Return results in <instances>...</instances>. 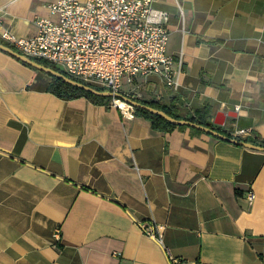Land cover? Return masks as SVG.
<instances>
[{
	"label": "crops",
	"instance_id": "1",
	"mask_svg": "<svg viewBox=\"0 0 264 264\" xmlns=\"http://www.w3.org/2000/svg\"><path fill=\"white\" fill-rule=\"evenodd\" d=\"M57 1L0 0V39L35 35ZM154 8L169 14L178 89L153 74L124 93L209 106L215 128L264 139V0ZM51 82L0 49V264H264L263 151L158 131L110 104L59 97ZM146 228H162V242Z\"/></svg>",
	"mask_w": 264,
	"mask_h": 264
},
{
	"label": "built area",
	"instance_id": "2",
	"mask_svg": "<svg viewBox=\"0 0 264 264\" xmlns=\"http://www.w3.org/2000/svg\"><path fill=\"white\" fill-rule=\"evenodd\" d=\"M155 2L59 0L48 5L56 20L38 19L35 35L18 38L4 30L1 39L22 56L60 66L73 80L133 100L135 89L124 93V84L133 86L142 76L159 75L177 90L182 59L177 61L167 53L169 14L154 8ZM110 105L129 118L135 116L136 108L124 99L112 98ZM250 136V130H239L232 137L245 140ZM255 199L251 188L247 193L250 206ZM145 232L162 242V228Z\"/></svg>",
	"mask_w": 264,
	"mask_h": 264
},
{
	"label": "trees",
	"instance_id": "3",
	"mask_svg": "<svg viewBox=\"0 0 264 264\" xmlns=\"http://www.w3.org/2000/svg\"><path fill=\"white\" fill-rule=\"evenodd\" d=\"M0 44L10 47L13 50H16L13 46L9 45L8 43L4 42L2 39H0ZM40 64H43L47 67H51L59 72H61L62 74L66 75L65 71L55 65H51L50 63L43 61V60H35ZM68 77V75H66ZM52 77V82L50 84V92H52L53 94H56L59 97H63V98H67V99H75V98H79V97H86L89 100H91L92 102L96 103V104H110V102L112 101V98H105V97H100V96H96L93 95L87 91H84L82 89L76 88L68 83H66L64 80L56 78V77ZM82 83V82H81ZM99 91H105L103 89L100 88H95ZM140 103L143 104H147L149 106H152L156 109L162 110L165 113H167L168 115H170L173 118L179 119V120H189L192 121L194 123L206 126V127H210V128H214L216 130H218L219 132L232 137V135L228 132H225L223 130H221L220 128H215L213 126V124L209 121V106H206L204 109L202 110H198V111H194V112H190L186 109L182 108V104H171L169 106L164 105V104H160L157 102H146V101H141V100H137ZM135 114L137 116H142L147 118L148 120L151 121L152 123V127L155 130L158 131H173L174 129H180V130H185L187 129V127L185 126H175L173 124H171L170 122L166 121L165 119H163L160 116L151 114L150 112L141 109V108H136ZM191 132L192 134H202L203 132L197 129H193L191 128ZM246 141L260 146V147H264V139L260 138L257 135H253L252 137H248L245 139Z\"/></svg>",
	"mask_w": 264,
	"mask_h": 264
},
{
	"label": "water",
	"instance_id": "4",
	"mask_svg": "<svg viewBox=\"0 0 264 264\" xmlns=\"http://www.w3.org/2000/svg\"><path fill=\"white\" fill-rule=\"evenodd\" d=\"M0 49L8 52L9 54H11L12 56L20 59L21 61L25 62L26 64L32 66L33 68L37 69V70H40L42 72H45L46 74L50 75V76H53V77H56V78H59V79H62L64 80L66 83L76 87V88H79V89H82L84 91H87L93 95H96V96H100V97H105V98H121V99H124L126 100L127 102H129L131 105H133L135 108H141V109H144L148 112H150L151 114H154V115H157V116H160L162 117L163 119H165L166 121L170 122L171 124L175 125V126H185V127H188V128H193V129H197V130H200L208 135H211L215 138H218L220 140H224V141H228V142H231V143H234V144H237L239 146H244L246 148H249V149H253V150H258V151H263L264 152V147H260V146H257V145H254L244 139H238V138H234V137H230V136H227L221 132H219L218 130L214 129V128H210V127H206V126H203V125H200V124H197V123H194L192 121H189V120H179V119H176V118H173L171 117L170 115H168L167 113H165L164 111L162 110H159V109H156L152 106H149L147 104H143V103H140L136 100H133V99H130L126 96H124L123 94H114L112 92H109V91H99L89 85H86L84 83H81V82H78L76 80H73L69 77H67L66 75L62 74L61 72L51 68V67H47L43 64H40L38 63L37 61L35 60H32V59H29L25 56H22L21 54H19L18 52H16L15 50H13L12 48L10 47H7V46H4L2 44H0Z\"/></svg>",
	"mask_w": 264,
	"mask_h": 264
},
{
	"label": "rangeland",
	"instance_id": "5",
	"mask_svg": "<svg viewBox=\"0 0 264 264\" xmlns=\"http://www.w3.org/2000/svg\"><path fill=\"white\" fill-rule=\"evenodd\" d=\"M58 67H60V66H58ZM126 86V84H124V87Z\"/></svg>",
	"mask_w": 264,
	"mask_h": 264
}]
</instances>
